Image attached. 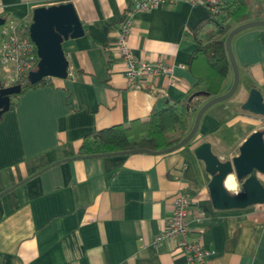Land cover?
I'll use <instances>...</instances> for the list:
<instances>
[{
    "label": "crops",
    "instance_id": "1",
    "mask_svg": "<svg viewBox=\"0 0 264 264\" xmlns=\"http://www.w3.org/2000/svg\"><path fill=\"white\" fill-rule=\"evenodd\" d=\"M66 2L84 28L62 43L73 76L11 96L13 106L0 117V192L61 161L0 197V264H186L172 239L154 244L177 193L191 199L189 239L213 252L205 264H264V203L214 208L211 176L194 154L207 141L215 155L231 159L248 135L264 129V116L241 109L252 87L264 95V27L232 38L238 89L204 112L188 144L163 154L66 160L86 136L183 99L197 81L189 66L196 39L212 26L207 6L184 0L136 12L128 37L134 56L170 64L176 81L150 75L131 87L114 33L131 0H0V17L19 22L35 7ZM233 81L230 67L221 93ZM258 177L264 186V173Z\"/></svg>",
    "mask_w": 264,
    "mask_h": 264
},
{
    "label": "water",
    "instance_id": "2",
    "mask_svg": "<svg viewBox=\"0 0 264 264\" xmlns=\"http://www.w3.org/2000/svg\"><path fill=\"white\" fill-rule=\"evenodd\" d=\"M5 17H0V25L4 24ZM264 27V19H254L234 26L226 35L224 44L234 81L231 88L215 97L209 98L198 109L193 125L186 136L177 144L168 148L151 151L145 148L130 149L118 152L78 155L68 158H90L112 155H127L133 153L163 154L174 151L188 144L195 136L204 112L213 104L232 97L239 86V71L235 60L231 41L238 32L253 28ZM84 34V28L71 2L38 6L32 9L29 25V38L36 46L38 61L36 68L29 72L28 81L37 83L44 78H67L69 62L63 50L62 43L69 38H77ZM20 85L2 87L0 83V117L6 112L11 103V96L19 93ZM241 109L256 115L264 116V95L255 87L249 89ZM195 156L205 164V170L210 174L208 183L211 202L216 209L244 208L250 205L264 203V186L257 174L264 173V129L252 132L238 148V154L231 159L223 160L215 155L211 144L204 141L194 148ZM57 161L31 174L16 185L0 192V197L15 186L42 173L49 167L60 163ZM233 175L236 183L240 184L239 191H231L225 186V179Z\"/></svg>",
    "mask_w": 264,
    "mask_h": 264
},
{
    "label": "trees",
    "instance_id": "3",
    "mask_svg": "<svg viewBox=\"0 0 264 264\" xmlns=\"http://www.w3.org/2000/svg\"><path fill=\"white\" fill-rule=\"evenodd\" d=\"M260 1L264 0H222L217 12H210L208 22L212 26L203 39L197 37V47L189 59L190 68L194 67L197 72V81L183 99L161 110L152 109L145 120L136 119L128 125L112 126L86 136L75 156L137 148L159 151L180 142L186 136L192 116L201 103L222 94V85L230 69L223 38L234 26L252 19L253 15L264 16V13L256 12L261 9ZM30 23L31 18L20 19L17 27L20 36L29 37ZM48 83L50 81L43 79L31 84L24 79L19 84V93L12 95V98L28 88ZM13 104L11 101L9 109Z\"/></svg>",
    "mask_w": 264,
    "mask_h": 264
},
{
    "label": "built area",
    "instance_id": "4",
    "mask_svg": "<svg viewBox=\"0 0 264 264\" xmlns=\"http://www.w3.org/2000/svg\"><path fill=\"white\" fill-rule=\"evenodd\" d=\"M180 0H131L129 9L123 19L114 28L116 50L123 63V70L129 86L137 83L150 75H164L168 83L173 85L176 78L173 67L165 62H148L137 59L128 43L131 31L132 16L136 12L148 11L160 7L164 3L175 5ZM191 5L203 4L210 12L218 10L220 0H184ZM18 21L5 18L0 25V83L2 87L19 85L28 78L30 71L36 68L38 61L36 46L29 37H22L18 33ZM74 69L67 68V75L73 76ZM50 81V78H44ZM191 199L184 193H177L173 198V211L170 219L155 237L154 244L159 245L165 239H172L175 248L184 254L186 264H205L213 254L198 241L189 239L188 208Z\"/></svg>",
    "mask_w": 264,
    "mask_h": 264
},
{
    "label": "bare ground",
    "instance_id": "5",
    "mask_svg": "<svg viewBox=\"0 0 264 264\" xmlns=\"http://www.w3.org/2000/svg\"><path fill=\"white\" fill-rule=\"evenodd\" d=\"M225 186L227 189L234 191L235 190V186H236V181L234 179L233 175H228L227 178L225 179ZM238 184V183H237Z\"/></svg>",
    "mask_w": 264,
    "mask_h": 264
},
{
    "label": "rangeland",
    "instance_id": "6",
    "mask_svg": "<svg viewBox=\"0 0 264 264\" xmlns=\"http://www.w3.org/2000/svg\"><path fill=\"white\" fill-rule=\"evenodd\" d=\"M259 3H260V6H261V9H259L258 11H256V10L255 11L256 12L264 13V1H262V2L260 1ZM255 11H253V13H255ZM260 174H263V173H258L257 176H259ZM234 188H235V191H236V188L240 189V184L239 183L238 184L236 183V186Z\"/></svg>",
    "mask_w": 264,
    "mask_h": 264
}]
</instances>
